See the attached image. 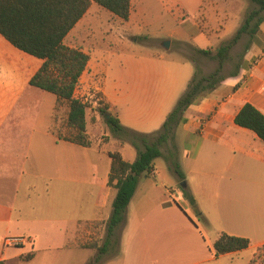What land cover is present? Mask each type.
Segmentation results:
<instances>
[{
	"label": "crops",
	"instance_id": "0c3cea01",
	"mask_svg": "<svg viewBox=\"0 0 264 264\" xmlns=\"http://www.w3.org/2000/svg\"><path fill=\"white\" fill-rule=\"evenodd\" d=\"M158 2L166 11L168 27L165 38L154 39H198L195 15L204 0ZM142 11V0H130L128 18L122 20L91 0L63 41L72 47L85 41L82 50L89 60L80 78L86 74L91 82L96 79L104 104L119 123L135 127L124 121L122 113H126L149 131L162 124L172 105V88L178 92L177 80L172 86V71L139 67L129 70L127 77L122 73L107 87L93 77L89 50L105 43L127 46L140 40L144 31L147 35L150 21L140 16ZM40 64L0 35V261L249 264L264 245V142L236 125L234 117L244 103L264 114V19L236 73L227 74L191 104L184 112L185 121L176 127L175 159L184 178L180 180L170 168L162 175L154 163L149 174L139 177L115 229L114 246L103 252L99 249L116 194V188L107 184L111 159L101 157L106 155L100 153L99 141L84 147L58 139L50 130L56 96L28 84ZM114 148L124 161L136 157L130 144ZM178 186L193 197L194 204ZM220 233L246 237L249 244L215 255L211 245ZM8 236L29 240L5 246Z\"/></svg>",
	"mask_w": 264,
	"mask_h": 264
},
{
	"label": "trees",
	"instance_id": "16d2710c",
	"mask_svg": "<svg viewBox=\"0 0 264 264\" xmlns=\"http://www.w3.org/2000/svg\"><path fill=\"white\" fill-rule=\"evenodd\" d=\"M113 16L127 20L130 0H93ZM256 8L250 10L235 34L219 46L212 58L217 60V67L208 74H202L198 68L190 78L185 90L178 97L174 107L168 113L160 128L151 133H141L121 125L118 119L107 111V106L99 108L104 122L111 132L118 137H125L136 150L133 161H124L119 153H109L111 159L107 184L116 188L111 204V212L106 223V235L100 252L108 246H114V232L122 222L139 177L149 174L154 167V160L162 157L168 161L169 168L180 180L184 178L176 157L174 132L185 121L184 112L201 96L214 88L224 78L221 74L227 52L237 43L242 34L252 40L260 21L264 19V0H251ZM91 0H0V35L20 51L39 58L41 64L28 80L30 86L45 90L56 96L57 102L67 104L66 126L72 130L67 137L57 135L58 139L76 145L88 147L91 140L85 126L86 104L75 97L74 91L83 71L86 69L89 55L79 47L64 43L63 39L74 24L90 6ZM254 21V22H253ZM247 48V47H246ZM203 55H209L208 49H197ZM239 65L230 73H236ZM109 115L106 117V115ZM234 123L253 131L264 142V114L250 103H244L234 117ZM167 145L166 152L161 149ZM190 204L195 201L182 188ZM199 218L201 213L196 212ZM246 237L220 233L212 242L215 255L239 251L246 248ZM249 260V264H264L259 249ZM0 264H4L0 261Z\"/></svg>",
	"mask_w": 264,
	"mask_h": 264
},
{
	"label": "rangeland",
	"instance_id": "374dc122",
	"mask_svg": "<svg viewBox=\"0 0 264 264\" xmlns=\"http://www.w3.org/2000/svg\"><path fill=\"white\" fill-rule=\"evenodd\" d=\"M142 4L145 7V11H142L143 13L141 12L140 16L150 21L147 35L144 31L139 38L140 40L133 41L127 46H108L105 43V46L100 45L93 49H89L91 62L94 65L93 77L97 78L102 84L108 85L107 87H110L113 79L117 78L122 73H125L127 77V72H130L129 70L139 67L146 68L149 66H153L154 69L162 70L167 67L174 75L172 77V86L177 80L176 88L178 92L172 88V93H170V104L172 105H170L166 111V118L174 107L178 97L185 90L192 72L194 73L193 68H198L199 72L202 74L212 72L217 67V60L212 58V55H214V52L219 46L224 45L231 39L236 30L243 23L245 16L250 10L256 8V5L251 2V0H204L198 13L195 15L196 28L194 35L198 37V39H191L190 41L172 40L170 42L168 39H164L163 41L154 39V37L165 38L167 34L168 21L165 19L167 14L161 2L159 3L158 0H142ZM262 14H264V11L260 13V15ZM97 15L102 18L99 13H97ZM185 30L190 32L189 29ZM96 34L97 38L98 32H96ZM166 40L169 42L168 47L163 45V42ZM84 43L85 41H83L81 45L75 44V46L82 49L85 47ZM250 44L251 39L249 36L247 34H242L237 43L227 52L221 72L224 77L230 74L235 69L236 65L240 64L242 56L244 52L248 50ZM197 49H208L210 53L209 55H203L197 52ZM31 57L40 60L34 56ZM85 76L86 74L80 78L74 95L87 105L85 110V131L88 137L91 142H93V145L95 142L99 141L100 148L103 150H100V153H105L106 155H102V158L109 157V153L116 150L114 145L120 146L129 144V141L125 137L120 138L115 136L104 122V116L99 111V108H103L105 104L97 89L98 83H95L96 79H93L91 82ZM25 97L27 100L30 99L31 96L29 92L26 93ZM34 101L35 99L33 101H28V103L33 104ZM67 109V104L64 101L56 102L54 105L50 130L56 136L61 135L62 137H67L72 132L65 124ZM107 111L109 110L107 109ZM109 113L111 114L110 111ZM125 114L126 113H122L124 121L140 129L137 130L134 129L135 127H127V125H123V123H121V125L134 131L151 133L158 130L161 126L159 125L156 129L144 131L146 129L141 128H146L147 125L141 126L140 123H135L137 121L133 120L135 121L133 122L128 119V115ZM166 147V144L161 147L164 153L166 152ZM154 163L162 175L168 173L167 169L169 168V164L164 158H156ZM101 164L100 161L97 166L100 167ZM178 187L182 191L181 186ZM262 192L264 195V191ZM263 195L262 199L264 200ZM259 253L260 258L264 260V246L259 249Z\"/></svg>",
	"mask_w": 264,
	"mask_h": 264
},
{
	"label": "built area",
	"instance_id": "2783aa9c",
	"mask_svg": "<svg viewBox=\"0 0 264 264\" xmlns=\"http://www.w3.org/2000/svg\"><path fill=\"white\" fill-rule=\"evenodd\" d=\"M28 240V237L24 236H8L4 238L3 244L5 246H19L26 243Z\"/></svg>",
	"mask_w": 264,
	"mask_h": 264
},
{
	"label": "water",
	"instance_id": "95a60500",
	"mask_svg": "<svg viewBox=\"0 0 264 264\" xmlns=\"http://www.w3.org/2000/svg\"><path fill=\"white\" fill-rule=\"evenodd\" d=\"M163 45H165V46L168 47L169 42L166 40V41L163 42ZM106 117H108V114L106 115ZM184 184H185L184 181H181L180 185H181L182 187L184 186Z\"/></svg>",
	"mask_w": 264,
	"mask_h": 264
}]
</instances>
